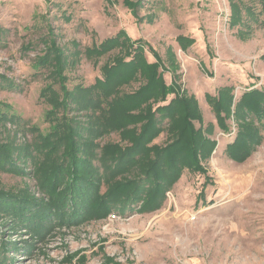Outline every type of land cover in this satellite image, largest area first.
Returning a JSON list of instances; mask_svg holds the SVG:
<instances>
[{
  "label": "rangeland",
  "instance_id": "rangeland-1",
  "mask_svg": "<svg viewBox=\"0 0 264 264\" xmlns=\"http://www.w3.org/2000/svg\"><path fill=\"white\" fill-rule=\"evenodd\" d=\"M130 1L0 0V264H264V116L238 106L264 93L262 2ZM179 95L212 153L177 149Z\"/></svg>",
  "mask_w": 264,
  "mask_h": 264
},
{
  "label": "trees",
  "instance_id": "trees-1",
  "mask_svg": "<svg viewBox=\"0 0 264 264\" xmlns=\"http://www.w3.org/2000/svg\"><path fill=\"white\" fill-rule=\"evenodd\" d=\"M260 1L262 2V6L260 8L262 10L258 14L261 15L260 23L264 24V15H263L264 14V0H260ZM125 3L130 8L134 4L130 0H125ZM234 10H236V9H234ZM258 14H256V12H255L256 16ZM115 41H116L115 38L107 39L106 44L104 43V46H105L104 49L109 48ZM177 41H179L181 46H184L187 43L188 44L192 43L193 39L189 38V37H185V36H178ZM184 41L187 43H185ZM92 49L97 50V48H91V50ZM140 49L142 50V48H140ZM125 51H127V50H125ZM128 52H130V50L127 51V53ZM152 52L154 53L155 58H156L155 62L148 63L141 56L139 57V60H141V65H140L141 73L145 76V78H146V80H148V82H151V84L153 83L152 85L145 83V85H143V87H142L144 89H142L141 93H144V92L148 91L149 88L154 87L153 90H156L157 92L160 93L161 99H165L167 94H170L173 92L174 88L164 84L163 80L158 75V72H159L158 71V68H159L158 62H159L160 57L156 52H154V51H152ZM130 62L127 61L126 63H128V65H130ZM134 62L136 63L137 60ZM134 62H132V63H134ZM119 63H120L119 66H121V65L123 66L125 64V63H122V60H120ZM119 66H116V67L119 68ZM133 67L134 66L132 65L131 67L128 68V69H130V70H128L129 72L132 71L131 74L134 73ZM108 68L109 69L104 71L105 77L109 76L110 67L108 66ZM227 88H231V87L226 86V87L218 90V92L219 91L220 92H219V95H217V97H215V105H214L215 111H216V119L218 122V126L223 131L228 130L226 119L230 116V107H231L230 99L232 100V97L229 96V98H228V96L226 94ZM156 91L153 93L154 95L157 94ZM148 93H150V92L148 91ZM137 94H139V93H137ZM175 100L172 104H174L175 106L177 105L176 106V108H178L177 115L179 114V117L181 118L180 121L182 123V127L180 130V132L182 134V136H181L182 140L180 141V146L177 149H180V150L182 149L184 151V154H186L187 157L196 156L198 151H200V150H202L204 153L205 152L212 153V151L214 149L215 141L210 140L206 136H204L203 133L200 131V129L196 130L194 128V124L192 123L194 120H197L200 123H202L201 113H200V110L197 106V100L195 99V97H191V96L188 97L187 95H185V96L179 95L178 97L177 96L175 97ZM227 100L229 101V103ZM262 101H264V93L263 92H258V91L244 92L239 99L238 106L239 107L245 106V108L249 109L250 111L254 112L255 114L260 115V117H261L262 115L264 116V114L262 112L263 111ZM172 104H170V105L172 106ZM169 107H167V108H169ZM241 135L242 134L239 135V132H238L236 139L227 148L228 154L232 158H236L238 160H242L244 158L243 155L241 156V153L242 152L244 153V151H246V150H244L245 149L244 145L246 143V139H244V137H242ZM176 151H178V150H176ZM71 156L72 155L70 154V157ZM71 168H73V169L71 170V172L69 174L70 180L77 178L80 175V171H78L74 167H71ZM67 189L69 190L70 188H68V186H67ZM22 209L24 210L25 208H22Z\"/></svg>",
  "mask_w": 264,
  "mask_h": 264
}]
</instances>
